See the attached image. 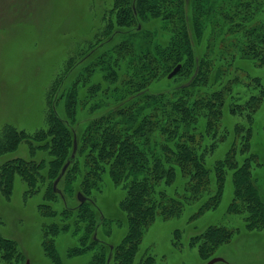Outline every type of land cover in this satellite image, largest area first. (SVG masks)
I'll use <instances>...</instances> for the list:
<instances>
[{"label": "trees", "instance_id": "trees-1", "mask_svg": "<svg viewBox=\"0 0 264 264\" xmlns=\"http://www.w3.org/2000/svg\"><path fill=\"white\" fill-rule=\"evenodd\" d=\"M263 1L114 0L93 41L77 61L65 63L47 91L46 127L32 134L10 125L2 128L0 155L25 142L29 160L17 158L2 167L1 193L10 196L17 174L29 193L35 191L30 194L44 188L41 215L60 220L44 228L42 248L50 264H60L53 242L60 233L78 239L79 247L68 250L71 256L98 247L96 264H134L140 239L157 216H178L185 205L203 197L192 218L216 209L228 172L234 193L227 212L246 213V228L257 227L263 201L253 167L263 166L264 158L259 151L248 152L251 130L246 129L238 151L232 142L211 167L207 159L227 139L221 127L224 114L246 113L250 119L264 98V91L244 100L233 91L241 83V63L249 59L264 64V21L253 24ZM177 65L180 70L170 80L180 84L167 92H150ZM251 82L257 85L259 79ZM82 111L86 119L80 118ZM237 152L247 154L240 164ZM65 164L60 188L54 190ZM107 178L125 193L120 207L129 229L114 247L99 241L104 219L88 199ZM169 187L176 197L167 195ZM72 193L84 195L85 202L66 204L59 211L49 205L68 202ZM232 234L209 227L191 245L206 259ZM1 247L16 251L15 243L2 236ZM152 262L145 258L138 264Z\"/></svg>", "mask_w": 264, "mask_h": 264}, {"label": "rangeland", "instance_id": "rangeland-1", "mask_svg": "<svg viewBox=\"0 0 264 264\" xmlns=\"http://www.w3.org/2000/svg\"><path fill=\"white\" fill-rule=\"evenodd\" d=\"M113 1L0 0V134L6 125L28 134L46 127L47 91L65 63L69 59L77 61L87 44L93 41ZM253 16V24L264 21V1ZM240 66L241 83L233 91L243 100L251 94L259 95L264 91V64L248 59ZM254 79H259L257 85L251 82ZM178 84L179 80L164 78L153 83L149 90L152 93L167 92ZM79 115L81 119L88 117L83 111ZM246 116V113L224 114L221 127L226 129L227 139L207 159V165L211 167L216 160L222 159L232 142L238 151L242 137H247L246 129L251 130L248 152L259 151L264 158V98L251 118ZM235 127L243 128V131L235 133ZM245 156L247 154L240 156L237 152V162L240 164ZM37 157L34 160L38 161ZM17 158L29 160L25 142H21L15 151L0 155V172L5 164ZM253 176L263 201L257 227L246 228V213L227 212L234 193L231 173L228 172L216 209L192 218L202 200L206 199L203 197L185 205L178 216L168 219L157 216L140 239L134 264L145 258L152 259L153 264H206L213 258H221L226 264H264V165L254 166ZM13 178L8 198L0 189V236L14 242L16 251L10 253L1 247L0 264H50L42 248L44 228L51 223H60V220L41 215L38 211L39 205L46 203L43 200L44 188L39 182L40 192L30 194L35 191L29 193V188L17 174ZM105 181L100 190L94 191L88 199L93 201L99 216L104 219L97 231L99 241L106 247H114L129 232L126 214L120 207L125 193L108 178ZM56 188H60L58 183ZM165 192L176 197L170 187ZM67 199L70 203L57 200L49 205L59 211L66 204L78 203L77 193H72ZM209 227L224 228L233 234L228 242L219 245L205 259L191 241L200 238ZM53 240L60 264H96L94 257L100 256L98 247L81 255L68 254L69 249L79 247L77 237L71 234L60 233ZM196 241L200 243V240ZM17 253L20 256H16Z\"/></svg>", "mask_w": 264, "mask_h": 264}, {"label": "water", "instance_id": "water-1", "mask_svg": "<svg viewBox=\"0 0 264 264\" xmlns=\"http://www.w3.org/2000/svg\"><path fill=\"white\" fill-rule=\"evenodd\" d=\"M180 70V65H177L167 76V79L170 80L172 79ZM198 69H196L193 78L197 75ZM191 81H189L188 83L182 85V87H187L190 84ZM76 150V143H73V153ZM68 164H65L61 170V174L60 176L55 180V182L53 183V189L55 190V187L57 185V183L60 180V177L64 174L66 168H67ZM77 200L79 201L80 204L85 202V198L81 195V194H77ZM217 262H223V260L221 258H213L211 260H209L206 264H215ZM26 264H29L28 262H26Z\"/></svg>", "mask_w": 264, "mask_h": 264}]
</instances>
